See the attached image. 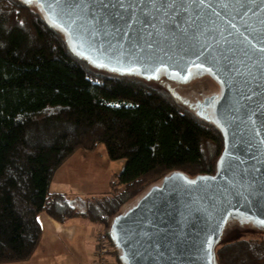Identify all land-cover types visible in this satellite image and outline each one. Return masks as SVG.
Listing matches in <instances>:
<instances>
[{
  "label": "trees",
  "instance_id": "obj_1",
  "mask_svg": "<svg viewBox=\"0 0 264 264\" xmlns=\"http://www.w3.org/2000/svg\"><path fill=\"white\" fill-rule=\"evenodd\" d=\"M34 3L0 0V264L36 254L42 213L60 224H104L116 264H126L111 232L113 220L137 201L122 213L124 205L174 172L189 179L216 174L225 131L166 91L164 76L94 68ZM101 145L110 161L125 162L106 196L89 205L51 193L56 173L77 151ZM231 222L260 231L247 218ZM225 236L213 247L214 264H264V236Z\"/></svg>",
  "mask_w": 264,
  "mask_h": 264
},
{
  "label": "water",
  "instance_id": "obj_2",
  "mask_svg": "<svg viewBox=\"0 0 264 264\" xmlns=\"http://www.w3.org/2000/svg\"><path fill=\"white\" fill-rule=\"evenodd\" d=\"M25 1L97 67L182 82L207 72L222 85L202 103L226 134L217 173L174 172L115 218L126 264H214L231 216L264 230V0Z\"/></svg>",
  "mask_w": 264,
  "mask_h": 264
},
{
  "label": "rangeland",
  "instance_id": "obj_3",
  "mask_svg": "<svg viewBox=\"0 0 264 264\" xmlns=\"http://www.w3.org/2000/svg\"><path fill=\"white\" fill-rule=\"evenodd\" d=\"M35 4L36 3H34V5ZM92 66L97 69L116 72V71H111L106 67H97L93 64ZM156 82L158 81L150 82L151 86L158 87L159 84H157ZM167 85L168 84H166L165 86L164 84V89L166 91H168ZM170 85L172 86L175 92L178 93L179 91L184 98L191 99L193 102H195V100L204 101L205 99L214 97L215 95H219L222 92L221 83L218 82L210 73L207 72L194 71L192 72L188 80L185 82H182L177 78H174L173 80L170 81ZM212 121L216 123V120L214 118ZM122 162L124 161L121 162L110 161V159L107 156L106 148L103 145L99 146L98 149L92 153L77 151L64 164L65 166L64 167L62 166L63 168L61 167L62 169L58 171L56 175L57 180L63 182L61 184L54 182L51 188L52 192L64 193L68 195L70 199L82 198L89 205L92 202L95 203V201L101 199L102 197L106 196L105 194L109 193V190L111 189V180L115 174H119L121 172ZM74 167L79 168V170L74 171ZM74 190L79 191L81 194H83V196L80 197L76 196L77 192H74ZM140 198L141 197H139V195L134 197V202L131 203V201H129L127 204H125L121 212L123 213L129 206L134 204ZM78 219H82V218H78ZM75 220L76 219H74V221ZM93 223H95L100 228H102L101 229L102 231H96L95 233L96 235L94 238V246H93V253L95 259L94 264H116L114 260V249L112 248V246L108 241V238L106 237L107 227L104 224H99L96 222ZM231 225L232 222L227 223L222 231L221 236L226 234V236L223 239L224 241L230 240V238L235 236L236 239L237 238L256 239L261 236H264L263 230L261 228L260 231H258L259 229L256 230V228L252 224L242 225L239 224L238 222H234L233 226ZM234 229H237L240 232L232 235V233L230 232H232V230ZM230 234L232 236H230ZM102 236L106 237V239H103ZM105 249H108V252H105Z\"/></svg>",
  "mask_w": 264,
  "mask_h": 264
},
{
  "label": "crops",
  "instance_id": "obj_4",
  "mask_svg": "<svg viewBox=\"0 0 264 264\" xmlns=\"http://www.w3.org/2000/svg\"><path fill=\"white\" fill-rule=\"evenodd\" d=\"M124 164L125 162H122L121 170ZM75 170L79 168L74 167ZM56 175L50 187L51 193H61L52 192L51 189L54 182L58 184L63 182L57 180ZM74 192H77L76 196H83L79 191L74 190ZM39 220L44 228V238L34 257L26 262L5 264H94L95 233L102 231V228L87 219H76L62 225L45 213L39 216Z\"/></svg>",
  "mask_w": 264,
  "mask_h": 264
},
{
  "label": "flooded vegetation",
  "instance_id": "obj_5",
  "mask_svg": "<svg viewBox=\"0 0 264 264\" xmlns=\"http://www.w3.org/2000/svg\"><path fill=\"white\" fill-rule=\"evenodd\" d=\"M162 83H165V82H162ZM168 91L173 96L176 94H179L180 97H178V98H176L175 96L174 97L176 99H178L181 103H183L191 112H194L198 115H207L208 111L211 110L210 105H212V104H210L209 106L206 107V106L202 105V103L204 101L195 100V102H193L191 99L184 98L179 91H178V93L175 92L171 85H168Z\"/></svg>",
  "mask_w": 264,
  "mask_h": 264
},
{
  "label": "built area",
  "instance_id": "obj_6",
  "mask_svg": "<svg viewBox=\"0 0 264 264\" xmlns=\"http://www.w3.org/2000/svg\"><path fill=\"white\" fill-rule=\"evenodd\" d=\"M103 239H106V237L102 236ZM105 252H108V249H105Z\"/></svg>",
  "mask_w": 264,
  "mask_h": 264
}]
</instances>
